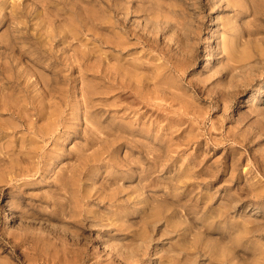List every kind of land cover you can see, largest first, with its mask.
<instances>
[{
	"label": "rangeland",
	"instance_id": "rangeland-1",
	"mask_svg": "<svg viewBox=\"0 0 264 264\" xmlns=\"http://www.w3.org/2000/svg\"><path fill=\"white\" fill-rule=\"evenodd\" d=\"M263 229L264 0H0V264L258 260Z\"/></svg>",
	"mask_w": 264,
	"mask_h": 264
},
{
	"label": "bare ground",
	"instance_id": "bare-ground-1",
	"mask_svg": "<svg viewBox=\"0 0 264 264\" xmlns=\"http://www.w3.org/2000/svg\"><path fill=\"white\" fill-rule=\"evenodd\" d=\"M63 5V3H62ZM79 23V22H78ZM20 27V26H19ZM21 35V34H20ZM119 89L121 91H123L124 93H131V89L128 85L124 84V85H119ZM119 90V91H120ZM171 214H174V212H172ZM6 221L4 224L11 222L12 217L11 215H7L6 217ZM236 227V226H235ZM187 229L186 226L183 227V230ZM236 229V228H235ZM254 230V229H253ZM264 230V229H263ZM190 251V250H188ZM231 254L227 259H219V258H212L210 260L211 264H264V254H261V257L257 260V259H251L250 261L245 260L244 258H242L243 256L238 255L237 251L235 249H233L232 251H230ZM239 256V258H237L236 256ZM263 257V258H262ZM239 259V260H238ZM241 260V261H240ZM73 261V260H72ZM75 264V263H73ZM96 264V263H95Z\"/></svg>",
	"mask_w": 264,
	"mask_h": 264
}]
</instances>
